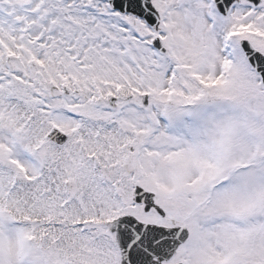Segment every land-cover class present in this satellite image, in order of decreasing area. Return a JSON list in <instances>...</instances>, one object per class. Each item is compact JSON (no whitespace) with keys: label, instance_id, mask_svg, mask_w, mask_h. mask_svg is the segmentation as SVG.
Here are the masks:
<instances>
[{"label":"snow or ice","instance_id":"obj_1","mask_svg":"<svg viewBox=\"0 0 264 264\" xmlns=\"http://www.w3.org/2000/svg\"><path fill=\"white\" fill-rule=\"evenodd\" d=\"M0 264H264V0H0Z\"/></svg>","mask_w":264,"mask_h":264}]
</instances>
